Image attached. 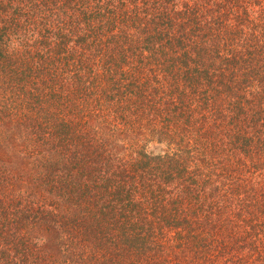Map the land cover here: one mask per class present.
<instances>
[{"label":"trees","instance_id":"obj_1","mask_svg":"<svg viewBox=\"0 0 264 264\" xmlns=\"http://www.w3.org/2000/svg\"><path fill=\"white\" fill-rule=\"evenodd\" d=\"M0 264H264V0H0Z\"/></svg>","mask_w":264,"mask_h":264}]
</instances>
